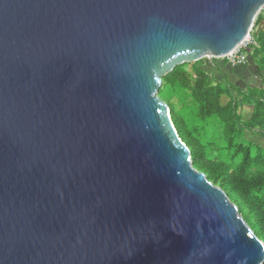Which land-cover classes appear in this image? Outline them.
Wrapping results in <instances>:
<instances>
[{
  "label": "water",
  "instance_id": "obj_1",
  "mask_svg": "<svg viewBox=\"0 0 264 264\" xmlns=\"http://www.w3.org/2000/svg\"><path fill=\"white\" fill-rule=\"evenodd\" d=\"M264 0H0V264H264L158 96Z\"/></svg>",
  "mask_w": 264,
  "mask_h": 264
},
{
  "label": "trees",
  "instance_id": "obj_2",
  "mask_svg": "<svg viewBox=\"0 0 264 264\" xmlns=\"http://www.w3.org/2000/svg\"><path fill=\"white\" fill-rule=\"evenodd\" d=\"M256 41L258 49H254L252 53L254 63L264 72V61L259 57L264 54V31L259 33ZM197 63L199 61L194 64ZM227 65V60L222 65H219L215 59L210 61L209 66L223 77V82L215 86L200 69L197 70L204 78L199 81L203 97L196 99L197 106L192 111L194 118L192 126L181 111L175 112L170 104L167 105L179 138L190 151L193 167L204 173L209 182L226 193L254 234L264 243V149L246 138L247 131L258 125L264 126V123H256L259 111L264 112V90L254 88L245 92L231 84L225 72ZM179 67L165 76L162 82L166 86L173 87L178 98L183 102L189 95L183 92L182 85L179 86L175 78ZM224 90L230 96L231 103L226 112H221L214 101V104L208 101L207 95L212 94L217 100ZM232 92H237L241 98L240 103L234 99ZM242 106L253 108L252 116L248 121H243L238 114ZM216 122L221 125V133L216 131L208 137L209 125ZM217 140H221L223 145L220 146ZM213 148L226 153L227 159L208 160L207 151Z\"/></svg>",
  "mask_w": 264,
  "mask_h": 264
},
{
  "label": "rangeland",
  "instance_id": "obj_3",
  "mask_svg": "<svg viewBox=\"0 0 264 264\" xmlns=\"http://www.w3.org/2000/svg\"><path fill=\"white\" fill-rule=\"evenodd\" d=\"M256 21L258 23L256 24ZM264 31V9L261 10L255 20L254 26L252 28V31L250 33V42L254 41L255 45L253 48L248 47L247 51V59L241 64H236L233 65L232 63H228L227 58H221V59H215L219 65H222L225 60H227L228 65L233 68L231 71V75H235V67L237 66H244L246 68L249 66H254L255 68H259L255 63H254V58H253V52L254 49H258V45L256 44V37L259 35L260 32ZM260 59L264 61V54L259 55ZM210 61L208 59H203L199 61V63L194 64H184L180 66L176 72L175 78L177 82L179 83V86L182 85V90L184 93L189 95V97L185 98L184 101L182 102L178 96L176 91L173 89L171 86H166L163 82L159 88L157 96L164 101L167 104L171 105V108L173 111L178 112L181 111L182 115L185 116L188 120V123L190 126L194 124L193 121V113L192 111L196 109V99L202 98V89L199 87V81L204 80V78L197 72V70H201L205 76L211 79L213 85H217L220 82H223V77L219 75L214 69H212L210 66ZM227 65V66H228ZM229 71V68H228ZM260 71V70H259ZM229 74V72H228ZM262 79V83L260 84L257 78V84L260 86L258 89L264 90V78ZM229 80V79H228ZM241 82H237V84L233 83L236 87L242 89L243 91H247L248 89H254L256 88L255 86H252V84L245 82V78L240 80ZM229 82L232 84V82L229 80ZM232 96L234 99L240 103L241 98L238 96L237 92H232ZM208 101L216 104L218 109L221 112H226L228 110V107L231 103V98L229 95H227L226 91L224 90V93H220V96L216 100L212 94L207 95ZM214 101V102H213ZM251 106H242L240 110L238 111V114L241 116L242 120L244 121L245 117L247 116L246 114V108ZM256 123L262 124L264 123V112L262 110L259 111V116L256 119ZM218 131L221 133V125L219 122L216 123H211L208 127V137L211 136L212 133ZM246 138L249 141H253L254 143L260 145L264 149V126L263 125H258L254 129L249 130L246 132ZM218 144L220 146L223 145V142L221 140H217ZM260 143V144H259ZM206 158L209 159H220V160H226V153L224 152H219L216 151L214 148L209 149L207 151V156ZM241 215V214H240Z\"/></svg>",
  "mask_w": 264,
  "mask_h": 264
},
{
  "label": "crops",
  "instance_id": "obj_4",
  "mask_svg": "<svg viewBox=\"0 0 264 264\" xmlns=\"http://www.w3.org/2000/svg\"><path fill=\"white\" fill-rule=\"evenodd\" d=\"M228 68H229V71H228ZM234 69H235V75H231V71L233 70V68H231V67L227 66L226 71H225L227 74L229 72L228 79L232 83L237 84V82H241L240 80L245 78L246 84L250 83V84H252V86H255L256 88L260 87L259 85L262 83L261 78H264V72L259 71V69L255 68L254 66H249L248 68H247V66H246V68L244 66H237ZM257 78H258V81L260 83L259 85L257 84V81H256ZM252 113H253L252 107L246 108L247 116L245 117L244 121H248L250 119V117L252 116Z\"/></svg>",
  "mask_w": 264,
  "mask_h": 264
},
{
  "label": "built area",
  "instance_id": "obj_5",
  "mask_svg": "<svg viewBox=\"0 0 264 264\" xmlns=\"http://www.w3.org/2000/svg\"><path fill=\"white\" fill-rule=\"evenodd\" d=\"M250 38L251 37L249 36L248 39L243 43V45H241L235 52L226 57L228 59L229 64L232 63L233 65H236L246 61L248 47L251 48L255 45L254 41H249Z\"/></svg>",
  "mask_w": 264,
  "mask_h": 264
}]
</instances>
